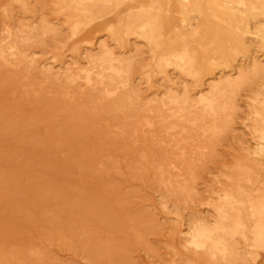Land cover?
<instances>
[{
  "label": "rangeland",
  "instance_id": "rangeland-1",
  "mask_svg": "<svg viewBox=\"0 0 264 264\" xmlns=\"http://www.w3.org/2000/svg\"><path fill=\"white\" fill-rule=\"evenodd\" d=\"M0 264H264V0H0Z\"/></svg>",
  "mask_w": 264,
  "mask_h": 264
}]
</instances>
